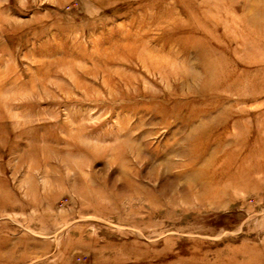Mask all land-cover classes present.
Masks as SVG:
<instances>
[{"label": "rangeland", "instance_id": "rangeland-1", "mask_svg": "<svg viewBox=\"0 0 264 264\" xmlns=\"http://www.w3.org/2000/svg\"><path fill=\"white\" fill-rule=\"evenodd\" d=\"M263 153L264 0H0V264H264Z\"/></svg>", "mask_w": 264, "mask_h": 264}, {"label": "bare ground", "instance_id": "bare-ground-1", "mask_svg": "<svg viewBox=\"0 0 264 264\" xmlns=\"http://www.w3.org/2000/svg\"><path fill=\"white\" fill-rule=\"evenodd\" d=\"M256 152V151H255ZM261 153H262V151H261ZM260 154V153H259ZM259 154H257V155H259ZM264 154V153H263ZM254 157V156H253ZM258 157V156H257ZM264 157V156H263ZM262 163V162H261ZM222 166V165H221ZM214 167V166H213ZM222 169V168H221ZM219 170V169H218ZM253 171H255V169L253 170ZM256 171L258 172L257 174H259V173H261V174H264V166L263 165H259V166H257L256 167ZM220 172V171H219ZM244 172V171H243ZM246 172H247V170H246ZM216 174V173H215ZM214 174V175H215ZM217 175V174H216ZM219 175V174H218ZM220 176H222V175H220ZM235 176V175H234ZM220 179V178H219ZM222 179V178H221ZM229 180V179H228ZM226 181H227V179H226ZM225 182V181H224ZM223 183V182H222ZM220 185V184H219ZM208 189V188H207ZM212 190V189H211ZM233 190V189H232ZM208 191H209V189H208ZM218 191V190H217ZM212 192V191H211ZM210 194V193H209ZM197 197V196H196Z\"/></svg>", "mask_w": 264, "mask_h": 264}]
</instances>
